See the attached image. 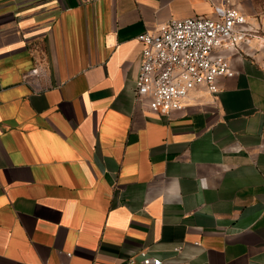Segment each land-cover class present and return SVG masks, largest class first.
<instances>
[{"label":"crops","instance_id":"1","mask_svg":"<svg viewBox=\"0 0 264 264\" xmlns=\"http://www.w3.org/2000/svg\"><path fill=\"white\" fill-rule=\"evenodd\" d=\"M217 6L257 31L250 52L219 51L235 75L170 115L137 102V36ZM140 250L264 264V0H0V264Z\"/></svg>","mask_w":264,"mask_h":264},{"label":"built area","instance_id":"2","mask_svg":"<svg viewBox=\"0 0 264 264\" xmlns=\"http://www.w3.org/2000/svg\"><path fill=\"white\" fill-rule=\"evenodd\" d=\"M217 9L220 14L216 18H171L137 36L142 44L135 88L137 102L147 104L158 114L170 115L183 108L182 101L195 86L204 85L217 92L220 76L235 75L230 59L219 51L246 46V52H250L257 31L248 25L246 15L237 7ZM43 76L40 67L26 74L38 90L44 87ZM138 256L139 260L132 256L127 264H163L161 258L147 250H140Z\"/></svg>","mask_w":264,"mask_h":264}]
</instances>
